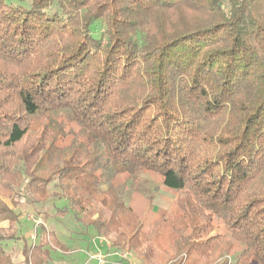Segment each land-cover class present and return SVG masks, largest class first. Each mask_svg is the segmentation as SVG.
Instances as JSON below:
<instances>
[{"label": "trees", "instance_id": "trees-1", "mask_svg": "<svg viewBox=\"0 0 264 264\" xmlns=\"http://www.w3.org/2000/svg\"><path fill=\"white\" fill-rule=\"evenodd\" d=\"M101 161L176 191L149 239ZM61 199L140 264H264V0H0V264L53 260L3 243Z\"/></svg>", "mask_w": 264, "mask_h": 264}, {"label": "rangeland", "instance_id": "rangeland-1", "mask_svg": "<svg viewBox=\"0 0 264 264\" xmlns=\"http://www.w3.org/2000/svg\"><path fill=\"white\" fill-rule=\"evenodd\" d=\"M14 4L23 6L28 5L29 0H6ZM98 32H103L106 27L104 19H99L96 22ZM104 161V160H103ZM101 161L97 164L95 175L99 176L103 181L109 180L121 192V195L132 211L137 214L140 225L138 227L143 240L150 238L149 228L152 223L161 215H169L174 211V199L177 196L176 191L167 188L162 184L161 177L155 172L141 171L136 174L119 173L107 177L106 170L101 169ZM46 170L42 174H46ZM109 178V179H107ZM107 181H105L106 187ZM66 199L58 201H49L44 204L27 205L22 204L15 208L16 212H22L19 221L21 229V238L18 241H7L3 243L6 251L14 254H20L24 243L31 245L37 244L40 241V236L35 239L31 238L37 226H35L36 219L43 222L49 229V236L56 235L57 239L61 241L63 247L55 245L50 241V254L53 260H49L48 264H100L96 259L98 254L105 256L101 264H140L136 253L128 249L122 248L116 253L111 248V242L114 240V235L103 240L102 237L96 236L94 229L91 226L85 227L84 221L75 218L73 210L68 209L66 212H56L54 208H63L66 206ZM94 211L102 210L106 217L109 216V211L101 204L92 206ZM47 212V213H46ZM31 215L34 219L29 218ZM97 214H94L93 218ZM218 223L217 221L215 222ZM220 223V222H219ZM221 224V223H220ZM219 229L222 231V224ZM40 229V228H39ZM37 228V231L39 230ZM34 234V233H33ZM52 243V244H51ZM107 244V245H106ZM108 246V248H107ZM129 252V257L121 258L117 253ZM42 258L39 252H32V259L38 262ZM121 258V259H120ZM231 260L233 257H230ZM18 259V256H17ZM22 259V257H21ZM46 258L43 257V262ZM247 264H260L255 257H250Z\"/></svg>", "mask_w": 264, "mask_h": 264}, {"label": "built area", "instance_id": "built-area-1", "mask_svg": "<svg viewBox=\"0 0 264 264\" xmlns=\"http://www.w3.org/2000/svg\"><path fill=\"white\" fill-rule=\"evenodd\" d=\"M29 218H31V219H34L31 215H29ZM39 224H43V222H40V221H38L37 219H36V222H35V226H37V225H39ZM34 233V234H33ZM33 233H31V238L32 239H35V237H36V234H35V231L33 232ZM103 240H106L105 238H102ZM106 242H107V240H106ZM116 253V252H115ZM118 254V256L119 257H121V258H127V257H129V252H120V253H117ZM104 257L105 256H103V255H100V254H98L97 256H96V259L98 260V262L101 264L102 262H103V260H104Z\"/></svg>", "mask_w": 264, "mask_h": 264}, {"label": "crops", "instance_id": "crops-1", "mask_svg": "<svg viewBox=\"0 0 264 264\" xmlns=\"http://www.w3.org/2000/svg\"><path fill=\"white\" fill-rule=\"evenodd\" d=\"M60 241V240H59ZM61 242V241H60ZM107 243V242H106ZM107 245V244H106ZM107 248H108V246H107Z\"/></svg>", "mask_w": 264, "mask_h": 264}]
</instances>
